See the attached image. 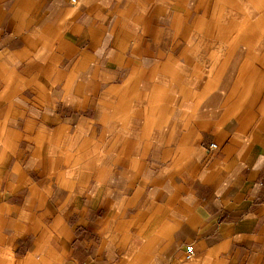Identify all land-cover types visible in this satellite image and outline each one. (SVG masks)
<instances>
[{
  "label": "crops",
  "instance_id": "obj_1",
  "mask_svg": "<svg viewBox=\"0 0 264 264\" xmlns=\"http://www.w3.org/2000/svg\"><path fill=\"white\" fill-rule=\"evenodd\" d=\"M0 264H264V0H0Z\"/></svg>",
  "mask_w": 264,
  "mask_h": 264
},
{
  "label": "built area",
  "instance_id": "obj_2",
  "mask_svg": "<svg viewBox=\"0 0 264 264\" xmlns=\"http://www.w3.org/2000/svg\"><path fill=\"white\" fill-rule=\"evenodd\" d=\"M71 2L73 3V4H75L76 3V0H71ZM210 150H215V149H217V147H216V145L215 144H211L210 145ZM194 249H193V247L192 246H188L187 247V249L185 250V257L187 258V259H192L193 257H194Z\"/></svg>",
  "mask_w": 264,
  "mask_h": 264
}]
</instances>
